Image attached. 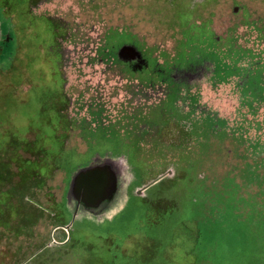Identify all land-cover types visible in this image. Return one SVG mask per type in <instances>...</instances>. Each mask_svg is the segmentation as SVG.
I'll return each instance as SVG.
<instances>
[{"label": "rangeland", "instance_id": "1", "mask_svg": "<svg viewBox=\"0 0 264 264\" xmlns=\"http://www.w3.org/2000/svg\"><path fill=\"white\" fill-rule=\"evenodd\" d=\"M0 264H264V0H0Z\"/></svg>", "mask_w": 264, "mask_h": 264}, {"label": "water", "instance_id": "2", "mask_svg": "<svg viewBox=\"0 0 264 264\" xmlns=\"http://www.w3.org/2000/svg\"><path fill=\"white\" fill-rule=\"evenodd\" d=\"M104 175V176H103ZM106 175H107V172L105 171V170H102V169H93V170H89V171H86V172H84V173H82L81 175H80V178H79V180H83V179H89V180H94V179H96L98 176H103L102 177V179L100 180H98V182L99 181H102L103 182V180L104 181H107L108 180V178H109V176L108 177H106ZM95 182V181H94ZM93 185V184H92ZM91 186V185H90ZM94 196V195H93ZM97 197H99V195L98 196H96V198ZM89 198H91V197H89Z\"/></svg>", "mask_w": 264, "mask_h": 264}]
</instances>
